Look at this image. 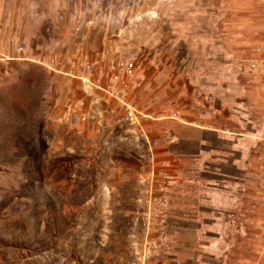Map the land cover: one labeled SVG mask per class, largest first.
<instances>
[{
	"label": "rangeland",
	"instance_id": "rangeland-1",
	"mask_svg": "<svg viewBox=\"0 0 264 264\" xmlns=\"http://www.w3.org/2000/svg\"><path fill=\"white\" fill-rule=\"evenodd\" d=\"M28 6L40 28L0 74V264H264V0H0V17ZM225 125L258 132L243 222L186 228L185 211L178 229L207 169L197 140L224 156L208 129ZM215 233L241 257L208 250Z\"/></svg>",
	"mask_w": 264,
	"mask_h": 264
},
{
	"label": "crops",
	"instance_id": "crops-1",
	"mask_svg": "<svg viewBox=\"0 0 264 264\" xmlns=\"http://www.w3.org/2000/svg\"><path fill=\"white\" fill-rule=\"evenodd\" d=\"M28 5H30V1H28ZM36 16L37 17L34 18L30 15L29 6L27 7L25 15L22 14L17 18L1 15L0 56H2V58L0 59V74L2 71L7 73L11 68H14L17 64H19L17 61H26L24 59H15L18 53L14 43L19 38L24 39L27 43L30 42V33L40 28L38 23L42 20L41 16H43V14L38 13ZM211 131L217 132L216 137L218 142H220L223 147H229L231 150L229 152L227 151L224 156H221L220 154H222V150L219 148L216 150L214 146L210 145L209 141L204 139L201 141L200 139L197 140L203 148H208L206 152H202L201 154V158L203 162L206 163L207 169L203 170L202 173H199L198 177H190V179L195 181L191 185V191L194 192L190 197L191 202H178L176 205H173L175 208L174 211H176V216L174 217L177 219L175 227L178 229L182 225L181 221L183 220L179 213L185 211L192 214L190 216H185L186 228L197 225L202 226V228L210 227L214 229L218 226L224 227L229 226L230 224L237 226L241 224L240 221L243 222L241 215L243 214V209L238 206V209H235L233 205L236 203V200L241 194H252V188L254 187L257 189L258 181L253 179L251 173L246 171L248 170V166L254 164V162L259 159V142L256 139L258 132L255 133L256 135L253 132L250 134H236L227 130L226 125L225 127L219 126L218 130L211 128L208 129V132ZM218 132H224L225 134L229 133L234 137L228 138L220 135ZM183 138L184 137L180 135V140ZM216 152L218 155H214L213 157L215 161H212L211 153L214 154ZM207 154L209 159L206 156ZM234 154H237L236 158L232 157ZM229 159H231V165L233 167L235 166L236 170L239 171L232 173L224 171L222 165ZM216 160H220V164L218 166H214V162H216ZM178 194L179 193H175V196ZM175 196L173 202L177 199ZM186 198L184 199L185 201ZM193 213H198L199 216L193 218ZM199 217H201L200 221L198 220ZM229 217L233 219H229ZM250 223H253V218H251ZM208 232L212 234L216 231H212V229H210ZM207 238H211L206 245L208 250L216 248L217 242H219V244L222 243V241L227 244L233 243L234 247L230 248L233 250L232 253H234L233 260H237L238 255L241 257V249L238 250L239 248L236 247L239 242L233 240L224 241L225 238L222 233H215V237ZM207 238L203 240H206ZM227 256H230V250L225 258H227ZM176 258L178 259L179 256L177 255Z\"/></svg>",
	"mask_w": 264,
	"mask_h": 264
},
{
	"label": "built area",
	"instance_id": "built-area-1",
	"mask_svg": "<svg viewBox=\"0 0 264 264\" xmlns=\"http://www.w3.org/2000/svg\"><path fill=\"white\" fill-rule=\"evenodd\" d=\"M16 49L18 52L24 51L23 47H21V46H18ZM0 59H1V57H0ZM50 64L56 66L58 64V62L56 61V59L53 58V59H51ZM252 66L255 67L254 64H252ZM107 68H108L107 70H101V74L102 75L108 74L111 81L114 83L119 82L121 80L120 76H122V75L127 77V74L130 72V65H128L127 63H119V64L114 63V64L109 65ZM89 69H90L89 67H87L86 69H80V73L82 75V78L84 77L86 71L90 72ZM91 70H92V68H91ZM83 82H86V79L83 80ZM162 178L165 180L166 183L172 182V178L170 175H167L164 173V174H162Z\"/></svg>",
	"mask_w": 264,
	"mask_h": 264
}]
</instances>
